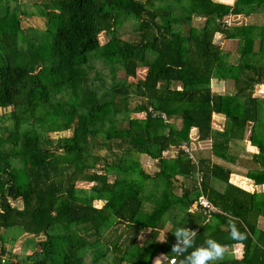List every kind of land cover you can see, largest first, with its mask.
<instances>
[{
  "label": "trees",
  "instance_id": "16d2710c",
  "mask_svg": "<svg viewBox=\"0 0 264 264\" xmlns=\"http://www.w3.org/2000/svg\"><path fill=\"white\" fill-rule=\"evenodd\" d=\"M6 1L0 0V109H8L0 114V264L17 263L6 232H13L11 243L18 234L41 238L30 239L21 264L102 258L151 264L162 253L178 260L170 252L181 226L198 229L197 246L207 238L241 245L240 257L214 264H264V230L257 226L264 192L231 183L245 187L237 176L228 180L234 172L227 165H242L229 142L247 139L258 151L245 176L264 183V123L256 119L260 101L251 96L255 84H264V26L262 46L253 50L250 27L224 29L215 21L243 11L242 1L17 0L13 9ZM195 15L203 17L197 27ZM34 16L42 27L21 25ZM125 21L131 25L126 38ZM215 32L243 40L236 57L212 41ZM100 33L107 37L102 44ZM95 61L108 70V80ZM138 68L144 75L128 81ZM211 79L232 81V91H212ZM213 114L223 115L221 130L213 129ZM192 130L226 164L209 156L191 162L179 146L191 144ZM140 155L155 161L153 174L141 168ZM201 197L213 211L198 204ZM144 199L153 204L147 213ZM173 204L178 207L170 211ZM229 219L245 239L229 238Z\"/></svg>",
  "mask_w": 264,
  "mask_h": 264
},
{
  "label": "crops",
  "instance_id": "0c3cea01",
  "mask_svg": "<svg viewBox=\"0 0 264 264\" xmlns=\"http://www.w3.org/2000/svg\"><path fill=\"white\" fill-rule=\"evenodd\" d=\"M213 2H217V3H221V4H225V5H229L231 6L234 2V0H211ZM242 4H241V8L243 9V11L241 12H237L234 14H227L222 16L221 18H215L216 23H219L220 26L224 29H232V27H250L249 29L251 30V44H250V48H252L253 50H256L257 47H261L260 46V30H261V26H264V0H241ZM193 18L197 21H199L200 23L197 25L199 26L202 21H203V17L200 16H193ZM227 19L229 21L228 25L223 23V20ZM196 27V26H194ZM216 38V41H214V39ZM214 43H216L221 49H223L224 51H230L229 47L230 44H234V49L233 52L230 51V58L232 56H237L235 51L237 46H240V44L243 43V40L238 36L235 35L234 37H229L226 38L223 36L222 33L220 32H215L213 34V40ZM225 46V47H223ZM232 55V56H231ZM229 88H224V86H228ZM210 89L214 92H222V91H232L233 86H232V82L230 80H218V79H211L210 80ZM252 97L257 98L258 102L257 106V113H256V119L258 120V122L260 123H264V84H255V86L253 87V91L251 94ZM213 121H212V127L215 130H221L222 125H223V121H224V117L221 114H213L212 117ZM251 124V122H250ZM194 133V130H192ZM191 133V134H193ZM201 141H194L192 143V145L194 144H199ZM230 148H234L236 150H238L237 152L240 154L237 155L238 157H242L245 158L247 161L245 160H241L242 161V165L241 166H246L247 163H249V161H252V156H254L257 153V148L256 146L250 144V142L247 139H243V140H234L229 142ZM210 146H208V143L205 142V145H203V147H200L201 149H208L207 151L210 152ZM195 149V148H194ZM192 149V151L194 150ZM198 149H195V152ZM204 152V151H202ZM212 155V154H210ZM209 156V155H208ZM244 162H246L245 164H243ZM237 168L238 166H240V164H236ZM235 165V166H236ZM252 166H254V163H251ZM234 167V166H233ZM243 168V167H242ZM248 170V169H247ZM246 170V171H247ZM237 176L240 178L239 182H243V184L245 185V187H243L242 185H239L238 183L232 182L231 183L247 190L250 192H264V183L263 184H255L253 180H251L250 178L246 177L245 174H239L237 172L235 173H231L230 176ZM213 183V181H212ZM262 219H261V218ZM263 220L264 217L263 216H259L257 219V226L259 229H263L264 228H260L259 227V220ZM264 221V220H263ZM234 245H239L240 244H234Z\"/></svg>",
  "mask_w": 264,
  "mask_h": 264
},
{
  "label": "rangeland",
  "instance_id": "374dc122",
  "mask_svg": "<svg viewBox=\"0 0 264 264\" xmlns=\"http://www.w3.org/2000/svg\"><path fill=\"white\" fill-rule=\"evenodd\" d=\"M6 4H7V7L9 9L16 8L17 7V0H7L6 1ZM26 8H27V10H29L31 8V6L30 5H27ZM128 21L123 22V24L120 26L121 27V30H124L122 32L121 37L126 38L129 35L128 33H130L131 25L128 24ZM199 23H200L199 21H197V20H195L193 18V20L191 22V25L197 27V25ZM21 25L23 27H26V26H38V27H42V20L39 17H35V16L34 17H26V18L24 17V18L21 19ZM172 26L178 27V29L181 30V31L183 30V27H186V25H184V24L182 25V24H175V23H173ZM106 39H107V37H106V35L104 33H100L98 35V41H99L100 44L104 43L106 41ZM214 41L218 42L216 40V38L214 39ZM4 45H5V43H4ZM223 47H225V46H223ZM229 49H230V51L233 52V49H234V44L233 43L230 44ZM230 51H229V53H230ZM94 68L97 69L101 73V75L104 76V78H106L107 80L109 79V76L106 74L108 70L106 68H104V65H101V63L99 61H95L94 62ZM136 71H137L136 72L137 73L136 78L135 79L134 78L133 79L128 78V81L134 83V81L137 78H141L144 75V70L143 69L138 68ZM91 75H92V72H91ZM116 75H119V72H117ZM224 88H229V85L227 87L224 86ZM6 111H8V109H6V110H1L0 109V114L3 113V112H6ZM141 115H142L141 113L140 114H137V116H141ZM179 123L180 122H179L178 119H176L174 121V125H176V126H179ZM69 133H70L69 131L63 132V133H58V134H55L54 133V136H56V135H68ZM190 133H193V131H190ZM203 145H205V142H200L199 144H194V145H191L190 146L191 150L194 149V148L195 149H198L196 152H195V149H194L193 150V153H192L195 160H197L198 158H203V157H206V156L209 155V158H210V161L211 162H217V163H220V164H226V163L222 162L221 160H219L218 158L210 155V152L207 151L208 149H206V150L201 149L200 147H203ZM202 151H204V152H202ZM237 151L238 150H236V149L233 148V152L236 155H239L240 156V154ZM101 153H102V151H101ZM166 155H167V158H172L173 155H174L173 149L171 150V152H168ZM242 157H239V159L247 161L245 158H242ZM139 163H140L141 168L146 173H148L150 175L153 174V172H155L157 170V166H156L155 161L152 160L151 158H149L146 155H140L139 156ZM227 166L232 167L231 169H233V172L234 173L237 172L239 174H245V172L248 169V167H250L252 165H251V162L249 161V163H247L246 166H241L240 165V166H238V168H237V165L236 166L234 165V167L233 166H230V165H227ZM96 169H100V167L99 166H96ZM231 177H232V175L231 176L229 175V179H228L229 181H230ZM108 179L110 180L111 177L109 176ZM178 179L179 180L178 181H175V183H174V192L177 193V194L180 193V187H181L180 184H182V181L180 180V178H178ZM183 183L186 186H190L191 185V182H189V181H185ZM211 184L215 188H221L222 187V184L219 183V182H216V181H213V183L211 182ZM78 185L79 186H83V187H86L87 186L85 183H78ZM12 204L13 205H16V206H20V202L19 201H13ZM94 204L96 206H100L101 205V203H99V202H95ZM152 205L153 204H152V202L150 200L144 199L143 202H142V213H147L150 210V208L152 207ZM176 207H178V205L177 204H173L171 206V208H170V211L175 210ZM261 219L259 220L258 224H259V227L260 228H264V221H263L264 219L263 220H261ZM167 228H168V225H166V228L164 230H162L161 232H159L158 240H157L158 242L163 241L164 237L167 234ZM121 233H122V231L119 232L118 236H120ZM12 234H13V232H6V235H5V238H6L5 245H6L8 251L10 253L9 256L11 258H13L17 262L16 264H21L22 261L25 260V255H27V254H29L31 252V250H30L31 249L30 248V245H31L30 239H33L35 241V240H38V239H41V238L40 237H31L28 234H18V236L11 243V242H9L8 238H10ZM145 235H146V231L143 230L138 235L137 241L139 243L142 242L143 237ZM227 248H228V253L226 254L225 257H227V258L228 257H231V256H233V257H240V255L242 253L241 252L242 251L241 246H239V245H232L231 247H227ZM158 255H160V254L155 255L151 259V261H150L151 264H154V259ZM96 264H109V259L108 258H102Z\"/></svg>",
  "mask_w": 264,
  "mask_h": 264
},
{
  "label": "clouds",
  "instance_id": "9594fccd",
  "mask_svg": "<svg viewBox=\"0 0 264 264\" xmlns=\"http://www.w3.org/2000/svg\"><path fill=\"white\" fill-rule=\"evenodd\" d=\"M229 238L234 241L245 239L244 233L237 227L234 219L228 220ZM198 229L187 226L177 227L173 233L175 242L171 246V252L178 257L173 264H214L224 259L228 253L226 245L214 238H207L199 246L195 243ZM166 241V240H165ZM191 249V251H189ZM168 254H160L154 259V264H167Z\"/></svg>",
  "mask_w": 264,
  "mask_h": 264
},
{
  "label": "built area",
  "instance_id": "2783aa9c",
  "mask_svg": "<svg viewBox=\"0 0 264 264\" xmlns=\"http://www.w3.org/2000/svg\"><path fill=\"white\" fill-rule=\"evenodd\" d=\"M223 23L228 25L229 21L227 19H224L223 20ZM160 117L164 120V121H168L165 119V117L161 114ZM190 139H191V144H186V143H182L180 146H179V149L184 153V155H186L187 158H189L191 160V162L193 163H196V160L194 159L193 157V154H192V150L190 148V146L192 145V143L194 141H197V138H196V135L194 134H191L190 133ZM201 207L205 208L207 210V213H209L210 211H213V207L208 203V201H206L203 197H201L199 199V203H198ZM1 262L4 261V258L1 257L0 259ZM173 263V258H170L168 260V264H171Z\"/></svg>",
  "mask_w": 264,
  "mask_h": 264
}]
</instances>
